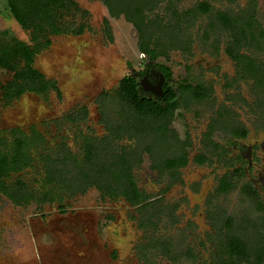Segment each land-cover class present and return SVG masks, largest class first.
Listing matches in <instances>:
<instances>
[{"label": "rangeland", "instance_id": "obj_1", "mask_svg": "<svg viewBox=\"0 0 264 264\" xmlns=\"http://www.w3.org/2000/svg\"><path fill=\"white\" fill-rule=\"evenodd\" d=\"M75 1L83 11L78 14L76 25L86 24L91 30L81 36L54 37L52 46L35 61L38 70L58 82L62 98L52 93L48 100L42 101L34 94H26L8 107L0 101V129L21 127L28 131L36 125L53 144L59 137L76 135L71 126L62 125L57 131L60 125L55 121L86 107L89 117L82 124L83 130L89 128L97 136L105 134L98 111V106L102 105L101 93L116 90L122 78L139 71L144 57L138 51V34L124 16H109L107 7L99 0ZM246 1L237 0L233 5L218 3V0L213 3L216 9L236 14ZM194 2L188 1L182 7L191 8ZM257 2V19L264 28V0ZM6 7L7 0H0V32L11 31L18 39L29 42L27 32ZM214 12L192 27L195 43L192 55L174 51L169 61L160 60L172 68L174 79L179 83L184 79L194 83L206 80L214 86V96L208 102L197 104L182 98L181 108L170 125V132H174L180 142H191L186 147L190 163L181 172L183 183L169 188L171 180L154 170L156 165L146 153L142 165L134 173L140 188L151 197L147 210L134 208L123 198L103 197L95 188L67 198L63 205L33 203L17 207L0 195V264H144L139 246L150 240H158L154 244L157 247L149 252L150 264H203L211 261L214 245L218 242L219 211L222 221L235 217V222L222 228L233 231L249 246L255 241L258 230L264 235V222L261 221L264 212L258 211L255 204L245 203L237 193L218 196L215 192L218 176L224 173L225 167L218 163V153L205 150L203 135L210 125L214 129L213 141L232 147L231 134L214 122V119L227 118L218 117V109L224 105L229 107L226 108L235 126L242 124L250 128V137L264 139V133L258 136L264 120V100L258 89L251 81L226 88L223 76H230L233 67L226 57L218 58L215 53L218 30H210V24H217ZM105 19L110 32L104 30ZM247 52L264 62V50ZM11 78V73H4L2 83ZM110 106L106 105L109 110ZM117 116V112L114 113L111 121L117 120ZM141 138L136 139L137 148L152 141L155 153L161 156L166 152L164 141L161 142L155 133ZM68 142L75 151L73 141ZM200 154L209 158L208 163L199 165L192 161ZM37 170L24 175L32 186L39 182L40 169ZM229 213L234 215L228 216ZM168 242L171 257L165 256L164 248L160 247ZM254 258L252 264H257Z\"/></svg>", "mask_w": 264, "mask_h": 264}, {"label": "trees", "instance_id": "obj_2", "mask_svg": "<svg viewBox=\"0 0 264 264\" xmlns=\"http://www.w3.org/2000/svg\"><path fill=\"white\" fill-rule=\"evenodd\" d=\"M99 1L104 3L112 17L125 15L128 21L135 24L142 37V52L152 59L162 54L157 50L159 44L151 42L155 26L152 22H146L144 11L147 8V2L145 0ZM6 9L17 24L27 32L30 41L18 39L11 31L0 32L1 104L8 107L27 92L44 98H47L51 92H55L61 98L57 81L48 79L40 73L35 69L34 63L39 54L52 46L54 37L81 36L91 30L86 24L76 25L75 23L78 14L83 12L80 6L75 0H7ZM219 20L234 38V47L230 51L236 52L235 58L243 67L242 70L255 80L259 89L264 91V65L257 63L249 56L240 54L243 47L239 42L248 41L246 28L251 29L250 22L247 23L240 18L239 20L229 18L225 14H219ZM108 23L105 19L106 32L111 31ZM262 34L264 35L263 32ZM250 35L254 40V34L251 32ZM258 46L261 48V43ZM173 47H177L176 43ZM161 69L171 78L170 70L163 66ZM4 73L12 74L11 80L5 84L2 83ZM165 89L164 98L157 100L143 91L138 79L128 76L120 82L117 90L103 93L99 99L102 104L100 119L107 134L101 138L81 134L83 137L79 154H74L66 144L57 146L51 152L46 146L45 138L36 129L32 130L31 135L20 129L0 130V193L21 206L32 201L41 203L60 202L61 199L64 201V198L84 194L95 187L103 197L111 200L123 198L132 206L147 209L150 196L140 192L134 173L135 169L143 163L144 154L150 155L156 165L154 168L162 167L173 175L180 166L186 164L184 156L164 158L167 151L174 148L178 138L174 132H170V125L176 109L181 106L177 92L170 86ZM179 89L183 95L189 94L197 100H202L206 96L204 91L206 89L203 88L202 91L200 85L198 87L190 84L181 85ZM106 105H111V110ZM105 109L111 113L108 114ZM116 112L117 120L112 122V116ZM224 114H228L225 109ZM74 116L79 118V121L85 120L87 112L82 110ZM141 127L144 128L141 129ZM232 132L235 135L245 136L247 130L236 127ZM153 133L160 137L161 142L164 141L162 143L166 152L161 156L154 152L152 141L146 140L143 148H137V138L142 140V136ZM202 160L203 157L199 161ZM34 164L42 167L41 191L31 189L18 176V173L22 171L35 168ZM227 184L226 180H223V186ZM247 187L251 189L250 186ZM258 207L262 209L264 205ZM231 222L232 219L228 218L226 226L229 227ZM224 236L225 240L219 242L218 255L215 257L218 264H250L254 257L257 264H262L264 235L260 230L257 231L251 246L233 232L225 233Z\"/></svg>", "mask_w": 264, "mask_h": 264}, {"label": "flooded vegetation", "instance_id": "obj_3", "mask_svg": "<svg viewBox=\"0 0 264 264\" xmlns=\"http://www.w3.org/2000/svg\"><path fill=\"white\" fill-rule=\"evenodd\" d=\"M188 1H192V0H145V2H147V6H146L147 8L144 11L145 16L147 18L146 22L147 21L152 22L155 26V33L153 34V38H152L151 42H153V43L157 42L159 44V48L157 50L161 51L162 54H160L156 59H152L148 54L142 52V50H141V45L143 43L142 37L140 36V33L137 30L135 24L133 22L129 21L130 24L133 26V28L136 30V32L138 34V36H137L138 37V51L144 57V59L142 60L143 66L139 71L131 72L129 75H127L125 77L133 76L136 79H138V82L141 85V88L143 89V91L146 92L151 97H154L157 100H162L164 98L165 90H166L165 88L167 86L172 87L177 92V98L180 100V105H181V99L182 98H185L188 100L191 99L197 104H201L205 101L208 102V101L212 100V97L214 96V86L211 85L210 82H208L206 80H200V81L198 80L196 83H194L193 81H190L189 79H184V80H182V83H179L174 79V72H173L172 68L169 65H167L166 62L170 60V58H169L170 53L174 52V51H180V52L187 54V55L193 54L195 43H194L193 37L191 36L192 27L194 26V24H198V22H200V20L203 17H207L208 15H211L213 13V11H215L214 12V19H215V22H217L218 27H217L216 23H215L216 25L210 24V30H212V31L218 30V47L215 48V53H216V55H218V58L219 57H221V58L226 57L228 59V61L231 63V66L233 67L232 73L230 76L228 74H225L223 76L224 80L226 81V88L237 86L240 83H242L243 81H251L253 86L258 89V91L260 92V94L263 97L262 99L264 100V91L261 88L259 89L256 86L255 80L253 78H250L249 74H247L245 71L242 70L243 67L239 65L238 60L235 58L236 52L235 53L231 52L233 50L232 48L234 47L233 46L234 45V38L232 37V34H230L229 31H227V29L223 26V23L219 20V14H225L229 18H234L236 20H239V18H240V19L246 21L247 23L250 22V24H251L250 28L251 29L246 28V34L248 35V38H247L248 41L245 42L244 41L245 39H242L244 42L243 43L239 42L243 47L242 50H240V54H243L245 56H249L252 59H255V61L257 63L260 62L264 65L263 61L256 59L254 56L248 54V52H247V51H254L255 53H257L260 50L261 51L264 50V35L262 34V32L264 33V28H262L261 24L259 23V21L257 19V10H258L257 9L258 8L257 0H247L239 8V11L236 14L232 13L230 11H222L219 8L216 9L214 6V3H213L214 0H193V1H195L194 2L195 5H193L191 8H183L182 4L187 3ZM236 2H237V0H218V3H224V4L226 3V4H232V5L235 4ZM107 11L109 14V10H107ZM109 16H111V15L109 14ZM121 16H124L126 18L125 15H121ZM113 18H117V17H113ZM241 23L243 24L244 22H241ZM251 32L254 34L253 38L255 41L252 39V37L250 35ZM164 33H166V34H164ZM175 43H176L177 47H173V44H175ZM222 43L225 44V47L221 46ZM260 43H261V48L258 46ZM250 44L254 45V47H251L252 45L249 46ZM185 47H188V48H185ZM161 59H164L166 62L160 61ZM162 66L165 69L170 70L171 78H169L168 74L161 69ZM34 67H35V69H37L35 66V63H34ZM38 71L40 73H42L40 70H38ZM42 74L44 76H46L44 73H42ZM124 78H122L120 80V82ZM48 79H51V78H48ZM120 82H119V84H120ZM143 82L145 83L146 86H149L150 88L160 86V84H161L162 87H160V88L162 89L161 90L162 94L160 96H155L154 94L145 91L144 87L142 86ZM57 84H58V82H57ZM119 84H118V87H119ZM187 84H190L193 87H198L200 85L202 91L204 89H206V90H204L207 93V94L205 93L206 96L202 100H197L196 98L190 96L189 94L183 95V92L181 91V89H179V87L181 85H187ZM117 89L118 88H116V90ZM106 92H109V91H104L101 93V95H103V93H106ZM111 92H113V91H111ZM52 93H55V92H51L50 94H52ZM26 94H34V95L38 96L42 101L48 100L49 96H50L49 95L47 98H44V97H42L38 94L32 93V92H27L24 95H26ZM61 98H62V93H61ZM98 107H99V110H98L99 116H101V114H100V107L101 106H98ZM226 107L229 108L228 106L224 105L223 107H220V109H218V117L220 118L223 116H227V118H229V121L227 120V118H222L221 119L222 122L220 119H214V122L216 123V125H218V127H222L224 130H227L231 134L232 139L230 140L229 143H231L232 147L224 146L222 143L220 144V143H216L215 141H213V134H214L213 133L214 129L212 128L213 125H210L209 130L206 133H204V135H203V139L205 141L204 142L205 150L211 151V152L214 151V152L218 153V163L220 162L225 167L224 173L218 176V184H217V187H215V192L218 194V196H226V195H231L233 193H237V196L241 195L244 198L245 203H249V204L253 203V204H255L256 209L258 211L264 212V207L262 209H260L258 207V206L261 207V205H264V139H260L258 137H255V138L250 137V134H251L250 128H246L242 124L235 126L232 119H230L231 118V116L229 114L230 110H228ZM180 108H181V106L176 109L175 115L177 114V111ZM224 109L228 111V114H224ZM82 110H86L87 118L85 120L81 119L79 121L78 120L79 118L78 119L75 118L74 115H76L78 112H82ZM88 111H89L88 108L80 107L78 109L77 113L65 114L63 117H61L60 120H56L55 124L60 125V127L58 126L59 128L56 127L57 131H60L62 125H65L64 127L71 126L75 130L76 135L71 136L72 138H70V137L66 138L64 136L59 137L57 140H54L55 143H53V144L47 138V135L44 132H42L41 130H39L36 125L31 126L28 129V131L24 130L21 127H11V128H7V129H0V130L3 131V130H9V129H20V130L26 132L28 135H31L32 130L36 129L45 138L46 146L49 148V150L51 152L54 149H56L57 146L62 145V144H66V146L74 154H79L81 152L82 137H83V136H81V134L86 135V136H93V135L97 136L94 133V131H92L91 129L86 128V130H83V128H82V124L83 123L85 124L88 120V117H89ZM175 115H174L173 120L175 119ZM73 119H75V120H73ZM173 120H172V122H173ZM262 122H263V127H261V129H259L260 135H258L260 137L263 136L261 134L264 133V120H262ZM100 123H101V119H100ZM103 127H104V125H103ZM236 127H242L245 130H247V133L245 134V136H242L239 134L235 135L232 131ZM104 129H105V127H104ZM105 134H107L106 130H105ZM105 134L102 136H97V137H100V138L104 137ZM70 139L75 144V151L72 150L70 145H69L68 141H70ZM190 144H191V142H188V141L180 142L179 137H178L177 141L174 143V148L169 152L167 151L168 153H171V155L170 156L167 155V156H165V158H172L174 156H176V157L184 156L186 159V164H184L183 166H180L174 175L171 172L164 170L162 167H160V169L154 168V170L158 171L162 177H167L169 180H171L169 188L173 187V185L183 183L181 172L190 163L189 154H188V151L186 150V147H189ZM218 145L220 147L219 149H218ZM202 157H203V160L199 161V160H201ZM192 161H194L195 163H197L199 165H203V164L208 163L209 158L204 154H200V155L196 156ZM34 165H35V168L22 171V172L18 173V176L21 177L23 179V181H25L30 186L31 189H39V191H41L40 183L42 181V167L39 164H34ZM162 165L163 164H161V166ZM159 166H160V164H159ZM34 169H35V171H38L37 169H40V173H39L40 177L38 179L39 182L37 183L36 186H32L30 184V182L27 181L24 177L25 173L27 174L30 170H34ZM135 171H136V169H135ZM223 180H226V182L228 183L225 187L223 186ZM136 184H137V187L141 193H145V194L149 195L146 191H144L140 188L138 181H137V178H136ZM247 186H250L251 189H249ZM95 189H97V188H95ZM86 192H88V191H86ZM0 195L6 197L10 203H12L13 205H15L17 207H27L33 203H38V204H48V203L49 204L50 203L51 204L52 203L53 204L54 203H60L61 204L62 203V205H63V202L67 199V198H64V201H62V199H61L60 202L59 201H56V202L47 201L44 203L32 201L27 205L19 206V205H16L15 203H13L7 196H5L1 193H0ZM78 195H81V194H78ZM78 195H76V196H78ZM76 196H74V197H76ZM150 199H151V197H150ZM149 202H150V200H149ZM149 202H147V203L150 205V203L152 201L150 203ZM128 204H130V203H128ZM149 205L147 206V209H148ZM132 207L140 208V206H132ZM147 209H145V210H147ZM230 215H234V213H229L228 216H230ZM220 216H221V211H219V214H218V224H219V222L221 223V225H220L221 228H218V230L220 229V233H218V242H216L214 245V252H212V254H211V261L210 262L205 261L203 264H218V261H216L215 257H217V255H218L219 242L221 240H225V236H224L225 233L229 234V233L233 232V231L232 232L227 231V230H225V228H222L224 226L226 227L227 222H228V218H231V217H227L225 219V221H222L221 220L222 217H220ZM234 218L233 219L231 218L232 222H235ZM261 221L264 222V219H261ZM232 222H231V224H232ZM151 241L152 240H150L148 242L149 244L147 243L148 245L145 243H142L139 246L140 259L143 261L144 264H150L148 261L150 259L149 252L152 251V248L154 250L155 247H157V245L154 246V244L158 243L157 242L158 240L152 241V242ZM160 247L164 248L163 254L165 256H168V257L172 256L171 244H169V242L163 243ZM252 263H250V264H252Z\"/></svg>", "mask_w": 264, "mask_h": 264}, {"label": "water", "instance_id": "obj_4", "mask_svg": "<svg viewBox=\"0 0 264 264\" xmlns=\"http://www.w3.org/2000/svg\"><path fill=\"white\" fill-rule=\"evenodd\" d=\"M142 86L144 87L145 91L150 92L152 94H154L155 96H160L162 93V89L160 87H162V85L160 84V86L154 87V88H150L149 86H146L145 83H142Z\"/></svg>", "mask_w": 264, "mask_h": 264}]
</instances>
